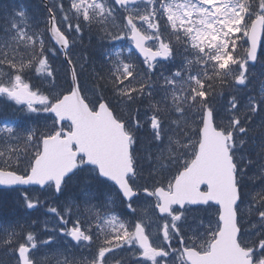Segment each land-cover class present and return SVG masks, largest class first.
<instances>
[{"label":"snow or ice","instance_id":"obj_1","mask_svg":"<svg viewBox=\"0 0 264 264\" xmlns=\"http://www.w3.org/2000/svg\"><path fill=\"white\" fill-rule=\"evenodd\" d=\"M41 2L0 15V191L47 219L0 264H264V0Z\"/></svg>","mask_w":264,"mask_h":264},{"label":"trees","instance_id":"obj_2","mask_svg":"<svg viewBox=\"0 0 264 264\" xmlns=\"http://www.w3.org/2000/svg\"><path fill=\"white\" fill-rule=\"evenodd\" d=\"M21 5L28 9L29 15L33 17L34 22H40L44 19L45 11L41 0H0V15H3L5 10L10 11L14 6ZM76 54L78 56L88 57V63L86 65L87 71L85 72V76H87L93 68H100L101 58L99 55V42L95 39V37L92 38L90 43L88 35H85L83 43L77 45ZM254 88L258 90V85H249V89L246 90V94H253ZM0 111H2L3 114L7 116H11L13 114L12 108L5 109L2 104H0ZM16 115L19 116V113ZM259 121L260 117H257L256 123H259ZM139 135L141 141L144 140L141 138V136L145 135L142 131ZM33 195H37V193H33ZM45 198L46 197L44 195L40 196L41 200H44ZM63 199L65 198L63 197L61 198V201H56L49 198L48 202L51 204H58L61 203ZM46 218L47 216L45 215V208H41L39 211L33 210L29 214L18 203V193L10 192L8 190L0 191V226H7L16 221L31 224L33 220H37L39 222L45 220ZM42 228L43 225L41 224L37 231L39 232L42 230ZM41 238L44 239L46 237L41 236ZM76 254L77 258H82V252H76ZM5 260H7L6 257ZM12 264H14V262H12Z\"/></svg>","mask_w":264,"mask_h":264},{"label":"rangeland","instance_id":"obj_3","mask_svg":"<svg viewBox=\"0 0 264 264\" xmlns=\"http://www.w3.org/2000/svg\"><path fill=\"white\" fill-rule=\"evenodd\" d=\"M142 132L145 134L144 136H141V138L144 139L142 141L146 143L147 133L144 130H142ZM147 175H148V169H147V166L145 165L144 177L147 178ZM143 182L144 181L142 180L141 183H143ZM75 195H76V190L73 189L64 198L67 199V198H70V197L75 196ZM41 239H43V238H41ZM83 250L86 251V249H71L69 251L68 255H69V257L72 256V255L77 256L76 252H82ZM48 251L51 253V250H48ZM84 255L87 257L86 253H84ZM61 259H62V257H61ZM53 264H55V261H53Z\"/></svg>","mask_w":264,"mask_h":264},{"label":"flooded vegetation","instance_id":"obj_4","mask_svg":"<svg viewBox=\"0 0 264 264\" xmlns=\"http://www.w3.org/2000/svg\"><path fill=\"white\" fill-rule=\"evenodd\" d=\"M118 212L120 211V207L117 206V209H116ZM84 253H86V255L88 256L89 255V250L86 249V251H84ZM85 256V255H84ZM86 257V256H85Z\"/></svg>","mask_w":264,"mask_h":264},{"label":"water","instance_id":"obj_5","mask_svg":"<svg viewBox=\"0 0 264 264\" xmlns=\"http://www.w3.org/2000/svg\"><path fill=\"white\" fill-rule=\"evenodd\" d=\"M258 52H259V49H258Z\"/></svg>","mask_w":264,"mask_h":264}]
</instances>
